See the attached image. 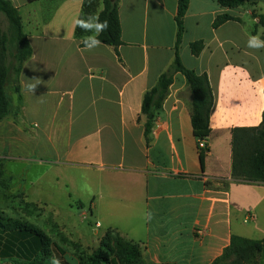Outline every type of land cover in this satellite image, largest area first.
<instances>
[{
	"label": "crops",
	"instance_id": "obj_1",
	"mask_svg": "<svg viewBox=\"0 0 264 264\" xmlns=\"http://www.w3.org/2000/svg\"><path fill=\"white\" fill-rule=\"evenodd\" d=\"M10 1L32 56L20 76L21 111L0 123L2 192L12 191L15 177L37 176L28 182L35 204H53L64 189L79 204L83 197L96 227L139 245L147 264H213L232 236L264 239V183L232 176V130L263 121L264 47L248 41H264V27L253 34V14H264V0L232 9L218 0H190L180 57L208 76L214 93L204 165L181 74L174 76L150 144L145 136L143 98L173 63L179 0H120L123 45L92 51L83 50L73 26L86 0ZM97 5L99 16L102 0ZM224 14L242 23L214 29ZM197 41L205 48L196 57L190 44ZM28 84H38L34 93ZM44 183L50 198L40 195ZM258 264H264V248Z\"/></svg>",
	"mask_w": 264,
	"mask_h": 264
},
{
	"label": "trees",
	"instance_id": "obj_2",
	"mask_svg": "<svg viewBox=\"0 0 264 264\" xmlns=\"http://www.w3.org/2000/svg\"><path fill=\"white\" fill-rule=\"evenodd\" d=\"M99 0H86L81 17L88 14L95 15ZM103 11L99 14L101 21H109L108 31L98 38L104 45L117 50L123 45L122 29L119 18L120 0H102ZM225 8H239L246 0H218ZM190 0H179L175 17L177 37L175 57L173 63L164 72L156 86L145 93L142 102V115L146 119L145 136L147 143L151 142V135L155 123L163 109L169 95L174 76L181 74L186 79L190 89L192 102V127L198 141L208 140L211 135L210 114L214 106V93L206 74L199 75L188 69L181 57L180 48L186 33L185 16L188 12ZM0 123L10 116H16L21 111L23 100L21 94L20 76L24 64L31 58L32 49L29 38L24 32L22 17L19 9L10 0H0ZM257 20V28L264 27V14H253ZM229 21L241 22L239 18L224 14L218 16L213 28L218 29ZM89 33L76 29V36L81 39ZM84 47V45L82 44ZM205 48L204 41L190 44L191 53L199 56ZM17 97V105L14 97ZM209 148L199 149V158L204 165ZM233 164L232 176L236 180L264 183V114L263 121L256 128H235L232 130ZM110 231L104 235L100 246L83 264H116L110 259L114 247L127 263L137 264L142 260L141 248L137 244L127 242L118 232L113 235ZM116 232V231H114ZM120 235V236H119ZM121 243L123 246H121ZM264 248L263 240H249L232 236L230 245L222 256L213 264H258ZM59 247L43 232L31 225L4 217L0 214V261L16 262L18 264H53L54 259L60 264H72L60 254Z\"/></svg>",
	"mask_w": 264,
	"mask_h": 264
},
{
	"label": "rangeland",
	"instance_id": "obj_3",
	"mask_svg": "<svg viewBox=\"0 0 264 264\" xmlns=\"http://www.w3.org/2000/svg\"><path fill=\"white\" fill-rule=\"evenodd\" d=\"M0 21L5 22L2 16H0ZM35 178L37 176L11 179L12 191L6 194L1 190L6 189L7 179L0 177V213L43 232L59 247L60 254L67 260L72 264H83L88 256L99 248L103 235L108 231L104 234V228L96 227L95 219L90 214L88 201L83 197H81L82 204H79V200L75 197L70 200L66 189H64L65 193L62 192L63 194L59 192L58 198L56 201L54 200L55 202L53 201V204H35L30 199H34L32 197L34 193L30 192L31 189L28 185V182ZM40 195L44 198L51 197L49 184L44 183ZM80 206L83 207L80 208ZM110 232L113 235L118 234L114 231ZM121 246H123L122 243ZM118 250V247H114L113 252L108 253L110 259H113L116 264H131L124 260ZM6 264L18 263L6 262ZM137 264L147 263L141 260Z\"/></svg>",
	"mask_w": 264,
	"mask_h": 264
},
{
	"label": "clouds",
	"instance_id": "obj_4",
	"mask_svg": "<svg viewBox=\"0 0 264 264\" xmlns=\"http://www.w3.org/2000/svg\"><path fill=\"white\" fill-rule=\"evenodd\" d=\"M74 28H79L84 33H90V35L82 36L80 42L84 45V51H92L95 48L100 47L103 42L98 38L101 34L108 31L109 21L99 19V16L88 14L86 16H77L73 20ZM248 46L251 48L264 47V41L260 40L259 36H251L248 41ZM38 84H28L27 90L34 93ZM152 214L148 213L146 218L151 219ZM53 264H60L59 260H54Z\"/></svg>",
	"mask_w": 264,
	"mask_h": 264
},
{
	"label": "built area",
	"instance_id": "obj_5",
	"mask_svg": "<svg viewBox=\"0 0 264 264\" xmlns=\"http://www.w3.org/2000/svg\"><path fill=\"white\" fill-rule=\"evenodd\" d=\"M204 148H207V141L206 140L198 141V149H204Z\"/></svg>",
	"mask_w": 264,
	"mask_h": 264
},
{
	"label": "water",
	"instance_id": "obj_6",
	"mask_svg": "<svg viewBox=\"0 0 264 264\" xmlns=\"http://www.w3.org/2000/svg\"><path fill=\"white\" fill-rule=\"evenodd\" d=\"M110 1H114V0H110Z\"/></svg>",
	"mask_w": 264,
	"mask_h": 264
}]
</instances>
